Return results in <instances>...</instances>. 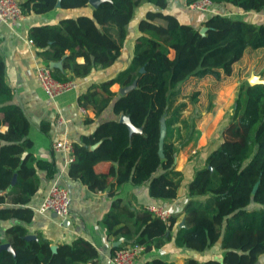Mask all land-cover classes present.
<instances>
[{
    "label": "trees",
    "instance_id": "obj_1",
    "mask_svg": "<svg viewBox=\"0 0 264 264\" xmlns=\"http://www.w3.org/2000/svg\"><path fill=\"white\" fill-rule=\"evenodd\" d=\"M17 1L23 14L48 11L58 1L64 8L88 4V0ZM212 1L247 11L264 8V0ZM143 2L154 7L138 20L139 34L128 64L111 77L89 83L77 96V102L95 115L111 105L114 117L72 142L68 175L91 190H106L112 198L101 219L107 237L120 240L111 253L134 243L143 245L144 253L150 252L170 240L202 252L219 241L221 260L189 256L181 264H254L264 252V81L239 86L232 114L220 125L221 140L202 163L195 164L184 184L176 157L194 132L193 121L183 116L185 99L194 103L199 94L198 90L182 94L180 84L191 75L220 79L221 72L230 74L246 47L264 46V22L215 13L202 21L207 30L201 34L199 28L164 11L166 0H101L91 15L34 24L28 36L44 64L60 62L51 67L56 79L83 77L114 63L124 46L126 25ZM5 72L0 47V219L30 222L34 212L27 202L39 189L38 171L49 179L58 168L53 158H38L30 150L31 122L22 105L12 101L14 89L5 81ZM115 82L120 86L135 82V86L122 94L110 89ZM121 114H127L140 131L130 133L119 120ZM161 116L166 123L162 156L158 152ZM40 127L46 128L43 123ZM189 128L183 139L180 129ZM105 160L111 162L108 168L97 171L96 163ZM127 182L146 184L148 194L161 201L178 197L183 185L187 199L180 211L162 218L144 204L117 196ZM180 216L183 225L172 234ZM4 233L0 234V264H99L96 246L81 236L53 243L38 230L36 238H27L30 232L22 223L9 225ZM3 243L10 246L1 247ZM144 264L179 263L154 256Z\"/></svg>",
    "mask_w": 264,
    "mask_h": 264
},
{
    "label": "crops",
    "instance_id": "obj_2",
    "mask_svg": "<svg viewBox=\"0 0 264 264\" xmlns=\"http://www.w3.org/2000/svg\"><path fill=\"white\" fill-rule=\"evenodd\" d=\"M164 11L175 15L180 21L190 23L200 28L202 21L212 14L219 13L233 18L245 19L254 23L264 22V8L260 11L242 10L229 3H214L205 12L197 11L186 6L187 0H166ZM154 7L148 2H143L136 7L134 14L126 25V37L120 55L114 63L105 68H95L88 75L73 78L77 85L69 88L54 97L48 96L36 79V66L44 64L38 54L39 48L29 42L28 28L34 24L53 23L66 16H77L81 14L91 15L94 6L89 2L83 7H60L41 13H26L14 23L0 21V47L4 52L6 60L5 81L14 89L12 101L22 105L28 116L31 126L28 132L32 139L30 150L42 159L53 158L58 171L52 178L46 179L44 171L39 170L40 186L31 196L27 205L33 210L34 217L30 222H24L12 217L0 219V234L5 235V229L14 223H22L30 233L41 231L53 243L60 241H71L81 236L91 241L98 250L99 264H114L112 261L111 248L112 238L107 237L106 228L102 222V216L109 209L112 198L107 195L106 190H91L79 180L70 178L68 175L69 159L71 154L68 150H56L52 144L55 141L66 139L71 144L79 139L83 133H90L102 120L114 117L111 105L101 114L95 115L94 111L80 105L77 96L84 91L91 82H99L113 76L119 69L125 67L133 52L136 36L139 34L138 20L145 11ZM77 61H83L78 57ZM264 81V46L251 48L246 47L242 56L233 63L230 74L221 72L220 79H215L207 74L203 77L189 76L185 81L193 82L199 91L198 99L206 100L204 92L212 87L213 96L211 108L196 120L199 129L198 139L188 142L182 147L176 157V167L182 172V182L192 176L195 164H200L206 157L208 151L215 147L221 140L220 125L229 119L232 114L234 101L239 86L250 84V79ZM183 81V82H185ZM118 83L110 86L112 91H117ZM82 107L84 110H82ZM62 118L63 120H59ZM45 130L41 129V124ZM195 145V152L188 149V144ZM192 153V154H191ZM111 162L99 161L95 168L97 171H105ZM52 181L61 182L69 188L71 195L70 212L62 217L50 210L40 211L39 205L46 194ZM117 196L132 203L159 205L168 211H180L187 197L185 187L180 188L179 195L171 201H161L148 194L147 185L134 186L125 183L119 190ZM182 216L172 226V234L175 233ZM223 249L217 241L202 252L176 246L173 240L150 252H143L136 264H144L145 260L159 256L166 260H176L179 264L186 257H195L200 260L209 258L222 259ZM254 264H264V252L259 255Z\"/></svg>",
    "mask_w": 264,
    "mask_h": 264
},
{
    "label": "built area",
    "instance_id": "obj_3",
    "mask_svg": "<svg viewBox=\"0 0 264 264\" xmlns=\"http://www.w3.org/2000/svg\"><path fill=\"white\" fill-rule=\"evenodd\" d=\"M212 4V0H192L187 2L186 6L197 11L205 12L209 10ZM22 16L23 11L17 0H0V21L11 24ZM29 42L33 43L32 39H29ZM36 74L38 83L50 97H54L77 85L74 79H56L52 75L51 66L49 64L39 65ZM82 110H84L83 107ZM59 120L63 119L59 118ZM52 146L56 150L62 149L65 151L68 150L69 152L72 151V144L66 139L55 141ZM68 159L69 161L73 159L72 154L68 156ZM70 206L71 195L69 188L61 182L52 181L39 205V210H50L59 216L65 217L70 212ZM147 207L162 218H166L169 213L168 210L159 205H149ZM143 249V245L137 243L121 246L113 252L112 261L114 264H136V260L142 255Z\"/></svg>",
    "mask_w": 264,
    "mask_h": 264
},
{
    "label": "rangeland",
    "instance_id": "obj_4",
    "mask_svg": "<svg viewBox=\"0 0 264 264\" xmlns=\"http://www.w3.org/2000/svg\"><path fill=\"white\" fill-rule=\"evenodd\" d=\"M40 65H42V64H40ZM39 67V65H37L36 66V73H37V68ZM36 75V79H37V74H35ZM180 88H181V93L182 94H186L187 96L188 95H190L191 93H193L194 91H196L197 90V88H195L194 87V83L193 82H182L181 84H180ZM117 92V91H116ZM212 96H213V92H212V87L210 86L209 88H208V91H207V93L206 92H204V97H206V100H202V101H200V99H197V101L196 102H194V103H190L189 101H188V98H186L185 100H187V108L183 111V116H185V117H190V119L193 121V123H194V129H193V138L189 141V142H191V141H195V140H197L198 139V135H199V129L197 128V126H196V120L198 119V118H200L201 117V115H202V112L203 113H205V112H207V111H209L210 110V108H211V99H212ZM198 97L200 98V96H199V94H198ZM164 120H165V117H164ZM181 131V134H182V137H183V139L184 138H187V134H188V132L190 131V128H189V130L186 132V129H180ZM197 138V139H196ZM180 141V139L177 141V143ZM196 142V141H195ZM197 143V142H196ZM196 143H194V144H188L187 146H188V149H189V151H191L192 153L193 152H195V150H196V148H195V145H196ZM187 144V143H186ZM185 144V145H186ZM184 144L182 145L181 144V147H180V149L182 148V147H184L185 146ZM179 149V150H180ZM191 153V154H192ZM168 212H170V211H168Z\"/></svg>",
    "mask_w": 264,
    "mask_h": 264
},
{
    "label": "water",
    "instance_id": "obj_5",
    "mask_svg": "<svg viewBox=\"0 0 264 264\" xmlns=\"http://www.w3.org/2000/svg\"><path fill=\"white\" fill-rule=\"evenodd\" d=\"M101 0H88V2L93 5L94 7L97 6L99 4ZM56 6H59V1L57 2V5ZM207 30V26L205 25H202L200 28H199V32L201 34H204L205 31ZM49 65L51 67H54V66H60V62L58 61H50L49 62ZM250 84L254 83V82H257L258 80L256 79H250ZM260 81V80H259ZM135 86V82H132L131 84H128V85H125V86H120L117 91L119 93H125L126 91H128L129 89H131L132 87ZM119 120L124 122L126 125H127V128L129 130V132H133V131H140V128L139 127H136L132 124V122L130 121L129 119V116L127 114H121L120 117H119ZM165 133H166V123H165V120H164V116H161L160 118V133H159V147H158V152L160 154V156L163 155V138L165 136ZM93 147V146H92ZM255 187L256 185L254 186V189L253 191L255 190ZM180 226L183 225V220L180 221ZM27 238H36V234L35 233H28L26 235ZM120 242V240H116V241H113L112 242V246H115L116 244H118ZM9 243H3L1 245V247H9ZM52 249L55 250L56 248V245L55 244H52L51 245Z\"/></svg>",
    "mask_w": 264,
    "mask_h": 264
}]
</instances>
